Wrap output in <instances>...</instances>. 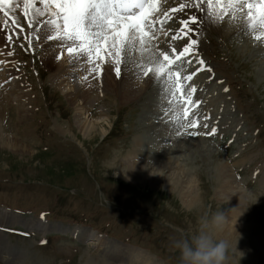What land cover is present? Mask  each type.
<instances>
[{
  "label": "rangeland",
  "instance_id": "rangeland-1",
  "mask_svg": "<svg viewBox=\"0 0 264 264\" xmlns=\"http://www.w3.org/2000/svg\"><path fill=\"white\" fill-rule=\"evenodd\" d=\"M11 15L25 28V32L19 33L9 22V28L18 35L14 37V55L8 67L14 63L11 72L16 67L18 88L23 90L18 92L21 94L19 100L14 99L12 105L5 107L3 135L0 126L3 140L7 139L10 145L16 144L15 147L0 144V209L23 219L42 218L51 225L57 223L87 229L101 238L126 246L128 250L144 251L155 264H177L173 241L193 233L200 219L222 212L224 220L220 229L229 223L238 224L236 214L230 212V198L222 201L214 195L220 187L216 167L225 161L232 168V181L242 184L247 199V207L240 218L247 229V241L238 242L240 247L227 239L224 230L216 233L217 238L230 245L226 264H264V252L257 248L264 242L259 244L252 233L255 229L264 238V78L260 80L254 71L257 63L264 62V59L260 60L264 52L253 59L252 66L246 55L249 56L254 48L245 39L240 41L245 48H240L236 36L220 41L218 35L207 31L203 37L202 34L193 37L198 39L199 46H204V50L196 51L205 62V69L198 71L199 74L204 73L199 78L195 75L191 80L195 88L198 84L202 90L199 98L193 97L194 101L200 100L201 103L192 109L198 113L199 122L197 128L190 130L201 129L205 134L216 127L217 132L206 135L204 141H198L210 152L200 146L204 150L200 153L196 142L177 137V145H184L180 154L190 159L184 163L196 174L202 197V207L196 205L186 209L176 191L169 192L161 185L155 188L148 183H129L114 174L119 161L130 149L132 137L140 134L144 137L150 133L149 130L144 132L143 124L157 126L163 121L157 119L160 113L148 114L153 112V109L149 111L152 108L150 104L158 101L157 95L152 96L157 89L156 83L148 87L147 93L127 100V103H120L113 94L104 93L101 88L98 94L105 96H100L104 99L93 103L91 121L97 120L101 106L108 113V118L94 123L95 131L84 137L74 118L73 109L78 102H68L62 91L48 81L50 68L43 62L44 53H40L35 39L34 50L28 49L25 39L28 29L22 11L16 10ZM196 15L200 16L198 12ZM199 18L202 23L196 27L203 30L207 21L204 16ZM241 18L242 14L238 13L237 19H229L230 25ZM255 43L257 47L264 46L261 41ZM237 48L244 50L241 53ZM214 89L224 91L227 99L219 98ZM162 96L161 101L166 100L163 93ZM148 99L152 101L148 102ZM175 111L166 112L165 123L161 125L168 127L167 123L171 122L169 128L180 130L178 127L185 121L182 118L174 120ZM143 115L146 117L144 123L141 121ZM204 116L208 119L204 120ZM205 123L208 128L203 127ZM99 126L104 129L102 135ZM154 129L157 130L156 127ZM169 134L173 136V132ZM169 144L165 149L155 150V155L165 154L168 148L172 153V149L178 147ZM0 231L9 244L7 249L3 245L4 251L9 253L2 256L6 263L0 264H83L88 257L90 260L98 259L96 246L81 244L68 235H42L6 225L0 226ZM114 260L109 263H126Z\"/></svg>",
  "mask_w": 264,
  "mask_h": 264
},
{
  "label": "bare ground",
  "instance_id": "bare-ground-1",
  "mask_svg": "<svg viewBox=\"0 0 264 264\" xmlns=\"http://www.w3.org/2000/svg\"><path fill=\"white\" fill-rule=\"evenodd\" d=\"M16 2L20 3L21 5V7L16 10L22 11V7H23L22 0H16ZM182 2H184V0H161L159 7L163 11H167L169 8H176ZM11 7H15V5H11ZM205 9H206V5H205ZM193 11L194 10H186L185 12L176 13L174 16V20L176 22L170 21L168 26L175 29L176 27H178L177 22L180 19H186L187 15L192 14ZM160 14L162 15V12ZM170 15H172V13H170ZM199 15L202 17L204 16L203 13H199ZM4 19L5 17L3 16L2 13H0V23H2ZM205 20L207 21V25L205 24L206 27L203 30H205L206 28L207 29L203 31L202 29L198 28L199 34L200 35L202 34V37L208 31L209 34L215 33L216 35H218L220 41H224L228 37L236 36L239 38V40L236 39L237 45L241 43L240 41L243 42L242 39L247 40L249 44L251 45L250 47L254 48L249 56L245 54L246 57L249 59L248 63H250L252 66H254L253 59H255V57H259V55L261 54L263 55L264 46L257 47L256 46L257 44L255 42L261 41L262 43H264V38H262L259 41L255 40L253 37L258 34L259 30L257 31L246 30V28L244 27V22L242 18L238 22L230 25L232 22L229 21V18L226 17L223 22H220L215 26L210 24L206 18ZM224 22L226 24H224ZM172 34L173 33H169L168 37H165L163 35L159 36L158 45L160 48H164V49L168 48V41H170ZM43 36H44V33L42 31L41 41L38 44V47L41 50L40 53L42 54L44 53V57L42 54L40 55V57L41 58L43 57V62L48 65V68H50V74L48 77V81L52 85L58 87L62 91L63 97L68 102H71L73 104L78 102L76 107L73 109V111L75 110L74 118L76 120L77 126L81 130L82 135L84 137H88L91 132L95 131L94 129L96 127L95 126L96 123H99L105 120L106 118H108L107 117L108 113L101 106L98 108L99 113H98V116L96 117L97 120L91 121V118L93 119V116H91L92 115L91 107L93 106V103L104 99V98H101L100 96L102 97L105 96L104 94H103L104 96L98 94L101 88H102L101 90H103L102 92L105 93V91H107L113 94V96H115V99L119 100L120 103H127V100L129 101L133 100L134 98H138L140 95L147 93L148 87L152 83L154 84V81L151 78H142L145 80L134 78L135 76L134 71L130 70L131 65L127 62H125V64L122 65V72L119 78L115 75L113 71H110L108 67H105L104 71L102 72V77L100 80L92 79V77H89L87 80H83L82 77L85 76L86 73L83 70H81L78 66L69 65L68 55L66 51L63 52V54L61 55V59L59 61L55 60V55L60 54V49L57 47V42L47 41L46 39L43 38ZM210 36L213 37V35H210ZM2 38H3V32H0V50L6 53L9 49L5 47L4 40H3V43L1 42ZM230 40L232 43L234 42L232 38H230ZM183 43L184 41H179V42L176 41V42H173V46L182 47ZM239 47L245 48V46L241 44L239 45ZM240 48H237V49L240 50L242 53L244 49L242 50ZM196 50L198 51L204 50V46L201 47L197 45ZM241 56L243 57L244 55L241 54ZM10 58L12 57L0 55V60H7L10 62L11 60ZM261 59H264V55L260 58V60ZM256 65H257L256 69L254 66L255 74H257L260 77V80H262L264 78V62L257 63ZM13 66H15L14 63L10 65V68L8 67V64L0 65V85L2 86V89H0V126L2 129V135H3L2 122L5 118L4 116L5 107H7L8 105H12L14 99L19 100L21 94H18V92L20 93V91L23 90V88L22 89L18 88L20 87V85L17 81L18 76L15 73L16 67H14L13 71L11 72V68ZM198 67L203 70L205 69L204 66L201 67L198 64V62H196L195 64L192 63L188 66H185V68L183 69V74H187L190 71H194ZM202 74H199V72L196 73L198 78ZM192 80H194V77ZM189 82H188L189 84L192 83V81H189ZM192 85L195 86V84H192ZM219 85L221 86V84ZM204 86L207 87L208 85L205 84ZM115 87H117V90L115 89ZM156 88L157 89L155 93L152 94V96L157 95L158 97L156 99H158V101L156 100L157 102L154 101L151 104L149 103L150 107H152V108H149V111L150 109H153V112L151 113L148 112V114H153L156 112L160 113L159 115H157L158 116L157 119H160L161 121L163 120L164 122L162 121V123H165L166 112L169 113L172 110L175 111L174 109L175 107L177 110L175 111V114H179L180 109L178 110L179 107L177 106H173L171 108L166 103V100L161 101V98H163L162 93L160 94L161 89L157 84H156ZM200 90L202 89H200V86H198L197 84L196 91L193 93V97H198ZM214 91L215 93L218 92L220 96L219 98L225 99V100L227 99V95L223 93L224 91L221 90V92H219V91H216V89H214ZM149 101H152V100L148 99V102ZM158 107H162V109ZM230 110H232V107ZM180 115H182V113ZM145 118L146 117L143 115L141 121L142 122L146 121ZM159 123L157 126H153L152 124H148V123L146 126L145 124H143V127L141 126L143 129H145L144 132L149 130L150 133L148 132L147 135L144 137L140 136L141 134L132 137L130 149L123 156V158L119 161V165L118 167H116L114 174L119 175V177H121L122 179H124L125 181L129 183H138V182H141V184L148 183L150 187L153 186L155 188L161 185L164 188L169 189V192L176 191L177 196L182 202V205L186 207V209H189L196 205H201L202 204L201 192L198 191L199 180L196 177V174H193V169L186 167L184 161H187L189 158L180 154V152H182V148H184V145L183 144L177 145V142H178L177 137L179 138L182 136V139L187 142L188 141L196 142L198 144L197 148H199V150L201 151L200 153H202L204 150L207 152H210L209 148H204V146L202 145V142L198 143L199 140L204 141L206 134H203L204 133L203 130L198 129L195 131L198 133V135L193 136L190 134L191 132H193V130H190L189 128H182V126H179L181 124L183 125V123L178 125L179 126L178 128H180V130H177V128L176 129L169 128L171 126V122L167 123L168 127L161 125L162 123L160 124ZM99 127H100V133L102 135L104 129H102V126H99ZM155 127L157 128V130L154 129ZM186 131L187 133H185ZM170 132H173V136L169 134ZM177 132H180L181 134L175 135L177 134ZM3 143L5 144L6 147L10 145L8 144L9 142L7 141V139L6 141H4L3 137L0 135V144H3ZM168 143H171L172 145L175 144L178 147L176 148V150L172 149V153H169L170 148H168L166 149L165 154L161 152L162 155L156 156L155 150L158 151V149L160 148L165 149V147L168 146ZM11 145L15 147L16 144H11ZM200 146L204 148V150L200 149L201 148ZM135 150H138L139 152H142V153H137ZM111 165H113V163ZM231 171H232V168L229 165V163L222 161L221 163L218 164V166L216 167V174H217L218 180L220 181V184H219L220 187L215 190L214 195L218 197L219 199H221L222 201L226 200L227 198H230L229 199L230 203L229 202L228 203H229V208L231 209V211L230 210L229 211L236 214V218L239 219V221L241 222L240 218L242 214L244 213L243 211L247 207V199L245 197L242 184L240 182H237L239 183V185H237L236 183L232 181L233 175H231L232 174ZM2 214L6 216L3 217L1 216ZM226 221H227V218H226ZM239 221H238V224L231 225L229 223L225 225L224 229H219L216 233H222V230H224L227 239L231 242H236V244L240 246L238 242L244 243L247 241V238L245 236L247 229L245 225L243 224V222L239 223ZM17 222H19V218H17L12 212H8L6 209H0V226H4L5 224L13 225ZM58 225L59 224H56V223L52 225L51 224L46 225L43 222L32 221V220H28L25 222V226L29 228V230L37 231V233H40V234H46L47 232L63 233L62 231L58 229ZM76 232H78V235H76V239L79 238L82 243L92 245L93 247L96 246L94 248L95 251L98 253L96 258L100 259L99 261L98 259H93V258H91L92 260H90L88 257V259H86L85 263L83 264H110L109 261L114 260V259H118L120 261L124 260L128 264H155V262L150 260V256L147 253L145 254L144 251H139L135 249L128 250L126 246H123L122 244L116 241L109 240L106 238H101L97 236L95 233L89 232V231L86 232L85 230H78L75 228L71 231V234L74 235L76 234ZM252 233L254 235V239L258 240L257 242L259 244H263L264 238L262 234L255 231V229L252 230ZM3 245H5L6 249L9 247L6 237L0 231V258L1 259H3L2 256L4 254L6 256L9 255L7 251H4ZM262 247L259 246L257 248L264 252V245ZM242 248L244 249V247ZM5 263H6V260H5ZM126 263H122V264H126Z\"/></svg>",
  "mask_w": 264,
  "mask_h": 264
},
{
  "label": "snow or ice",
  "instance_id": "snow-or-ice-1",
  "mask_svg": "<svg viewBox=\"0 0 264 264\" xmlns=\"http://www.w3.org/2000/svg\"><path fill=\"white\" fill-rule=\"evenodd\" d=\"M160 3L161 0H22L28 49L34 50L33 39L40 43L43 31V38L57 42L60 49L55 60L59 61L66 51L69 65L78 66L86 73L83 80L89 77L100 80L105 67L119 78L122 65L127 62L131 65L130 70L134 71V78L153 79L167 104L180 108L182 116L175 114L173 119L179 121L182 118L185 121L182 128L195 129L199 122L198 113L192 112V109H196L201 101L193 100L196 88L188 82L200 68L188 74H183V69L193 60L201 67L205 64L196 51L198 39L193 38L199 35L196 26L202 23L196 13H203L213 26L226 17L235 20L240 13L246 30H259L253 37L259 41L264 38V0H184L167 11L159 7ZM20 7L16 0H0V13L5 17L0 23V32H3L5 47L9 49L6 53L0 50V55H14L12 45L18 33L9 28V22L19 33L25 32L16 17L11 15ZM186 10L194 11L186 19H180L175 29L168 26L170 21L176 22V13ZM6 28L9 30L5 31ZM169 33L173 34L168 48H160L159 36L168 37ZM176 41H184L182 47L173 46ZM8 63L7 60H0V65ZM203 127L208 128V124ZM216 132V127H212L205 134ZM180 134L177 132V135ZM190 134L198 135L195 131Z\"/></svg>",
  "mask_w": 264,
  "mask_h": 264
},
{
  "label": "clouds",
  "instance_id": "clouds-1",
  "mask_svg": "<svg viewBox=\"0 0 264 264\" xmlns=\"http://www.w3.org/2000/svg\"><path fill=\"white\" fill-rule=\"evenodd\" d=\"M223 220L222 212L200 219L193 233L174 240L172 247L177 253V264H226L230 245L216 237Z\"/></svg>",
  "mask_w": 264,
  "mask_h": 264
},
{
  "label": "water",
  "instance_id": "water-1",
  "mask_svg": "<svg viewBox=\"0 0 264 264\" xmlns=\"http://www.w3.org/2000/svg\"><path fill=\"white\" fill-rule=\"evenodd\" d=\"M0 260H1V258H0Z\"/></svg>",
  "mask_w": 264,
  "mask_h": 264
}]
</instances>
